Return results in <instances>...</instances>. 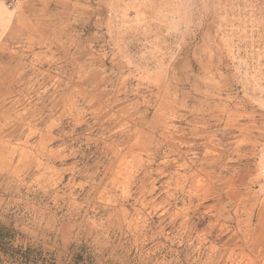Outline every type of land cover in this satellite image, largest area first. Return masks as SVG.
<instances>
[{"label":"rangeland","instance_id":"374dc122","mask_svg":"<svg viewBox=\"0 0 264 264\" xmlns=\"http://www.w3.org/2000/svg\"><path fill=\"white\" fill-rule=\"evenodd\" d=\"M0 1V264H264V0Z\"/></svg>","mask_w":264,"mask_h":264},{"label":"crops","instance_id":"0c3cea01","mask_svg":"<svg viewBox=\"0 0 264 264\" xmlns=\"http://www.w3.org/2000/svg\"><path fill=\"white\" fill-rule=\"evenodd\" d=\"M2 2L0 1V21L3 20L2 18L4 17V19L6 18L7 15V11L5 10V7H3V5L1 4ZM8 17V15H7Z\"/></svg>","mask_w":264,"mask_h":264},{"label":"built area","instance_id":"2783aa9c","mask_svg":"<svg viewBox=\"0 0 264 264\" xmlns=\"http://www.w3.org/2000/svg\"><path fill=\"white\" fill-rule=\"evenodd\" d=\"M6 2L10 3L11 5L17 3L19 0H5Z\"/></svg>","mask_w":264,"mask_h":264}]
</instances>
